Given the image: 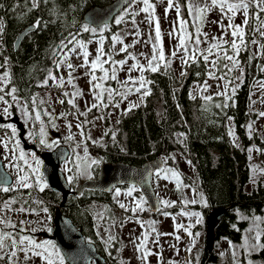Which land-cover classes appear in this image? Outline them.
Masks as SVG:
<instances>
[{
  "label": "rangeland",
  "instance_id": "1",
  "mask_svg": "<svg viewBox=\"0 0 264 264\" xmlns=\"http://www.w3.org/2000/svg\"><path fill=\"white\" fill-rule=\"evenodd\" d=\"M150 2L155 6L151 20L148 13L140 11L143 7L140 0L129 1L114 20L117 24L116 20L122 18V22L117 24V32L110 33V44L104 40L102 35L106 31L104 28L99 29L98 37L87 41L78 40L74 43L62 56L58 66V79H63V86H58L60 80L52 79L55 75H49L45 80L47 83L45 84L44 81L41 84L45 88L36 92L31 98L30 106L17 96L16 91L15 93L11 92V89L15 87L11 83L8 70L5 72L0 70V77L3 78V82H0V88L4 89L0 92V97H3L0 100V116L3 119H11L12 115H16L24 128L26 145L34 146L37 149V153L24 149V145L18 137L19 132L13 125L7 126L6 132H0L1 160L4 170L13 180L10 189L16 193V198H18L17 201L12 199L0 201V221L8 222L7 224L0 222V236L4 237L3 247L0 248V264H47V259H52L55 264H60L62 255L52 238L53 216L48 211H44L46 206L42 202L26 206L24 198L21 197L22 190H33L32 193H34L41 187L44 188L46 184L43 180V162L40 159V154L52 152L56 147L64 146L69 150V157L61 164L59 170L67 183L78 188L84 182L94 180L93 166L100 165L101 162L98 156L89 151V146L92 144L96 147L102 146L108 132L116 133L120 117L141 105L149 94L148 83L140 91H136L139 83L133 84L128 78L131 77L132 80L138 81L139 77L143 75L146 80L147 74L151 71L145 70L141 73L138 69H131V66L137 63L141 66H147L153 55L154 45L157 53L162 46L165 58H170L171 52L174 50L173 46L178 45L180 17L189 22L186 25L187 31L193 35L196 33V29L192 27L193 17L189 15L188 5L195 3L203 6L206 2L210 3V0H188L187 14L189 19H186L181 11L178 17L176 7L179 6L174 1L176 6L172 8L168 7V0H150ZM166 9H168L167 12ZM134 13L138 14L133 15ZM257 13L259 10L252 4L248 9V17L252 14L256 18ZM228 15L231 14H222L218 7L210 8L207 12L201 28V32L205 33L206 36H200L202 42L197 46V57H203L201 53L207 54L206 50L212 44L219 43L220 47L213 49L215 54L209 56V61L217 59V56L223 58L226 52L227 55L234 57L238 66H234L232 61L224 59V64L221 67L223 72L217 76L222 77V79L210 78L208 74V79L204 84L194 86L193 95L198 94L205 98L226 94L229 82L232 83L231 87L234 89L242 81L243 68L237 59L242 45L237 40L238 53L231 48L230 42L233 38L230 35L231 28L227 27L229 24ZM261 16L264 17V13H261ZM243 19V11H240L232 22L241 24ZM157 20L159 21L160 41L156 40L155 26ZM216 21H221L224 28L222 29L221 24L215 23ZM247 27L244 29V33H246ZM258 27L259 25L256 29ZM256 29L252 33L255 39V43L252 42V44L255 53L258 54L264 39V36L261 35L264 28L260 31ZM224 31L228 34L223 35ZM170 33H175V36L169 35ZM114 36L119 37L123 43H114ZM213 37L221 39L213 40ZM101 40L103 41V48L108 54L102 58L108 61L103 67L109 70L110 75L112 69L115 68L117 77L116 80L108 79L103 82L105 88L114 90L111 100H108L107 92L103 94L104 103L94 99L92 83L97 81L89 82L91 69L80 66L83 63L82 52L85 50L80 45L86 46V50L90 53L88 59L91 62L95 59ZM125 47L127 50L121 51ZM73 49L75 51H72ZM181 54L178 53L177 57L171 58L169 65L174 69L178 78L184 76L181 75V72H185L186 67L193 62L189 61L187 65H184L180 59ZM121 60L125 61L123 65L118 63ZM113 61L116 63L113 64ZM68 63H71L73 68H68ZM161 65L165 66L164 62H160ZM208 68L214 77L217 68H213L211 63H208ZM229 68H232V71L229 72ZM69 73H71V83L68 82ZM94 74L100 77L103 72L97 68ZM261 76L263 77L256 81L251 91L250 112L254 118L249 123L247 130L249 135L256 134L259 136L263 146L261 148L254 146L247 150L251 177L245 186L246 192H251L259 181L264 182V115H262L264 113V67L261 68ZM126 80L128 83L122 86ZM205 84L208 86L206 90ZM95 91L99 92L100 89H95ZM76 92L80 94L73 95ZM146 92L148 94H145ZM13 96L16 98L13 99ZM70 99L73 103H68ZM61 100L64 103H60ZM94 103L98 106L92 107ZM5 108L8 109V113L4 112ZM37 114L39 119H36ZM228 127L230 136L235 139L231 120L228 122ZM13 129L16 130L15 133H13ZM41 139H44L46 143L41 144ZM87 142L89 143L87 144ZM235 142L239 145L237 140ZM48 144H51V147H48ZM21 154H23V159H21ZM160 159L163 166L153 174L152 178L154 193L160 201L156 219H153V214L146 203L142 204L143 211L137 209L135 214L131 211L141 199L145 201L135 187L127 186L113 189L111 191L113 209L108 212L105 204H89L93 211V220L96 221V235L104 250L108 248L110 241L117 240L123 244L119 262L121 264H198L202 250L207 248V243L205 247L204 241L205 217L202 213L205 205L190 161L178 152H173L170 156H164ZM18 169H23V171H18ZM33 169H38V171L34 172ZM25 174L29 177L28 183L31 184V187L25 188L19 183V177ZM38 178L39 183H37ZM130 189L134 190L132 195L128 196L127 193ZM117 192L120 193L119 196L116 195ZM162 201L168 202L170 206H165ZM185 201H189V203L185 204ZM120 204H124L129 210L126 211L125 208H121ZM20 208H24L25 211H19ZM198 218L199 223L196 222ZM189 225H191L190 228ZM248 225V228L243 232L240 244H233L225 239L214 243L213 250L219 256L221 263L262 264L253 262L252 255L261 248L260 238L264 234V218L249 217ZM189 231L193 233L192 236L188 234ZM145 234L148 236L145 247L151 253L147 255L146 259L143 258L145 248L138 250V246L144 241ZM22 237L31 238L37 243L49 242L46 245L48 251L35 249L42 255H33L32 251H29L25 256L22 249L27 246V243L18 247H13L12 243L13 240L19 241ZM177 237L179 238L177 239ZM52 245H55L54 249L51 247ZM211 245L212 241L209 240L208 247L211 248ZM13 251L16 252L15 257L11 255ZM50 253L52 255H49ZM63 264H66L64 259Z\"/></svg>",
  "mask_w": 264,
  "mask_h": 264
},
{
  "label": "trees",
  "instance_id": "2",
  "mask_svg": "<svg viewBox=\"0 0 264 264\" xmlns=\"http://www.w3.org/2000/svg\"><path fill=\"white\" fill-rule=\"evenodd\" d=\"M113 1L38 0V6L33 7L34 0H0V70H8L17 96L23 102L30 106L31 98L45 88L41 84L49 75L60 80L58 66L61 58L74 43L99 36V30H84V13L91 7L105 6ZM173 1L189 19L188 0ZM257 14L264 20L260 12ZM259 22L252 14L249 15L244 44L237 55L243 68V78L236 88L233 89L229 82L226 94L213 95L210 99L193 95L194 86L202 85L208 79V63L202 56L186 67V75L181 78L176 76L171 66L161 65L158 71L147 74L149 94L144 102L120 117L116 133L108 132L102 146H89V151L98 156L101 163L142 166L173 152L188 158L203 197L205 221L214 210H224L221 221L213 230L214 242L225 239L240 244L243 232L249 226L248 218H264V182L259 181L251 192L245 191L251 177L247 150L263 146L259 136H251L247 130L254 118L250 112L251 91L256 81L263 77L264 39L258 54L252 44L255 40L252 33ZM37 23L39 27H33ZM30 26L33 31L27 33L15 48L18 34ZM117 28L115 22L104 28L106 31L102 35L108 44L111 42L110 33H116ZM223 64L224 59L220 57L214 77L223 72ZM229 120L232 121L235 139L230 136ZM98 168L97 164L93 166L95 178ZM32 191L22 190L24 204L31 206L42 202L53 216L62 201L61 195L51 191L47 185L43 190ZM16 197L13 190L3 192L0 188V201H17ZM91 203L105 204L107 212L112 210L111 192L84 189L78 194L72 193L61 212L87 242L96 246L107 264H121L123 244L117 240L110 241L104 250L96 235V221L89 207ZM260 242L261 248L252 255V260L264 264V234ZM198 264L223 263L214 250L210 254L204 248Z\"/></svg>",
  "mask_w": 264,
  "mask_h": 264
},
{
  "label": "water",
  "instance_id": "3",
  "mask_svg": "<svg viewBox=\"0 0 264 264\" xmlns=\"http://www.w3.org/2000/svg\"><path fill=\"white\" fill-rule=\"evenodd\" d=\"M128 0H114L105 6H94L89 8L82 17V24L90 28L101 29L113 22L115 17L121 12ZM33 27H27L21 31L15 41V48L20 41ZM14 119V121H13ZM11 120L17 126L19 137L23 140L24 128L17 116ZM2 119L0 118V123ZM19 125V127H18ZM24 149H34L27 147L23 140ZM69 157V150L60 146L52 152H43L40 159L43 162L42 175L48 188L61 195V203L55 209L53 215L52 238L61 253L66 264H107L104 258L98 253L93 243L87 242L81 232L74 226L72 221L66 217L61 209L67 201L68 196L78 194L86 189L101 193H110L116 187H136L143 196L153 219L159 209L160 201L156 197L153 187L152 178L156 171H159L163 164L160 158L144 163L142 166H133L125 163H106L102 162L98 169L96 179L84 182L79 186L76 192H72L64 175L59 170L61 164ZM12 177L4 170L0 156V187H11ZM224 214L223 209H217L211 212L206 220L205 247L207 237V252L212 253L214 247V228L219 224ZM212 232V233H211ZM209 240L212 241L211 248L208 247Z\"/></svg>",
  "mask_w": 264,
  "mask_h": 264
},
{
  "label": "snow or ice",
  "instance_id": "4",
  "mask_svg": "<svg viewBox=\"0 0 264 264\" xmlns=\"http://www.w3.org/2000/svg\"><path fill=\"white\" fill-rule=\"evenodd\" d=\"M140 2L143 4V7L140 9L141 12H145L148 13V17L151 20V18L154 15L155 12V6L153 3L150 2V0H140ZM254 4L255 7L259 10V12L264 13V0H210L209 2L204 3L203 6H200L198 4L195 3H190L188 5L189 8V15L193 17V21H192V27H194L196 29V33L195 35H193L192 33L187 31V27L186 25H188V21L183 19L182 17H180V28H179V33L180 35L178 36V45H174L173 46V51L171 52V57L166 59L165 58V53L163 50V47L161 46L158 53H157V49L155 47V45L153 46V55L151 56V58L149 59V62L147 64V66H141L139 65V63L134 64L131 66V69H138L141 73H143L145 70L151 71V72H156L158 71L159 67H160V62H164L165 66H169L171 63V58L177 57L178 53H182L180 55V59L182 61V63L184 65H187L189 63V61H193L195 62L197 60V51H198V45L202 42L200 39L201 35H205V33L201 32V28L203 27V24L205 22V17L207 15V12L210 10V8H219L222 14L227 15L228 13H230L231 15H228L227 18L229 20V24H228V28H231V37L233 38L231 40V48L236 51L238 53L239 50V46L237 43V40L239 41L240 45L244 44V29L248 26V22H249V17H248V9L249 7ZM38 6V0H34L33 3V7H37ZM176 5H174L173 0H168V7L172 8L175 7ZM0 7H2V5H0ZM168 9H166L167 12ZM177 10V14L178 17L180 15V9L179 7H176ZM240 11H243V15H244V19L242 21L241 24H234L232 21L234 20L236 14ZM138 13H134L133 15H136ZM256 19L260 21L259 27L256 29L257 31H260L262 28H264V20H261L259 14H257ZM122 22V18L116 20V23L119 24ZM135 22V21H133ZM215 23L217 24H221V21H216ZM33 27H39V23H37L36 25H34ZM222 29L224 28V26L221 24ZM84 30L85 31H92L95 32L97 29L95 28H90L89 26L85 25L84 26ZM155 32H156V40L160 41L161 37H160V28H159V21H156V26H155ZM228 33L226 31L223 32V35H227ZM169 35H173L175 36V33H170ZM261 35L264 36V32H261ZM221 38L219 37H213V40H219ZM113 41L114 43H123V41H121L119 39V37L114 36L113 37ZM253 43H255V41H253ZM80 47L82 49H85L82 52V56H83V63L80 65L81 67H89L91 69V80L89 81L90 83L97 81L96 83H92V87L94 90V99L100 101L101 103H104V93L107 92L108 93V100L112 99V93H113V89L110 88H105L103 86V82L108 80V79H112V80H116V70L115 68L112 69L111 71V75L109 74V70L105 69L103 67V65L105 63H108L107 60H103L102 58L106 55H108L104 48H103V41H100V47L97 49L96 52V56L95 59L92 60L91 62L89 61L88 57L90 55V53L86 50V46L81 44ZM220 44L216 43V44H212L207 50V54H203V60L205 63H211L212 67L215 68L217 67V60L220 59L219 56H217V59L215 60H211L209 61V56L210 55H214L215 53L213 52V49L219 48ZM264 47V46H262ZM126 47L122 48L121 51H126ZM72 51H75V49H73ZM134 59V57H133ZM223 59L232 61L234 66H238L237 62L235 61L233 56H229L227 55V53L225 52ZM116 62L113 61V64H115ZM119 64L123 65L125 63V61L121 60L118 62ZM68 68H73V65L71 63H68L67 65ZM225 67H227V65H225ZM99 68L101 72H103V75L100 77H97L94 73L95 70ZM229 72L232 71V68L228 69ZM181 75H186L185 72H181ZM209 77L210 78H216V79H222V77H213V74L211 71H209ZM69 83H71V73H69ZM52 79H56L55 77H52ZM128 80H131V82L133 84L139 83V87L136 88V91H140L141 88L144 87V85L146 83H148L143 75H141L137 80H132L131 77L128 78ZM128 80L124 81L122 83V86H125L128 83ZM0 82H3V78L0 77ZM45 84L47 83L46 81L44 82ZM58 86H63V79L61 78L59 81ZM207 84H205V90L207 89ZM95 89H100L99 92H96ZM4 91L3 88H0V92ZM16 89L13 88L11 89L12 93H15ZM129 91H131V89H129ZM79 92L74 93L73 95H79ZM145 94H148L147 92ZM65 95H68L67 93H65ZM16 97L13 96V99H15ZM211 97H205V99H210ZM3 97H0V100H2ZM6 103V101H5ZM60 103H64L63 100L60 101ZM68 103H73V101L70 99L68 101ZM75 106V105H73ZM97 104H93L92 107H97ZM118 106V105H117ZM91 110V108L89 109V111ZM5 113H8V109L5 108L4 109ZM262 115H264V113H262ZM39 115L37 114L36 119H39ZM15 129H13V133H15ZM41 132H43V129H41ZM41 144H45L46 141L44 139L40 140ZM48 147H51V144L47 145ZM21 159H23V154H21ZM25 163H27V161H25ZM18 171H23V169H18ZM33 171H38V169H33ZM29 177L27 174L20 176L19 177V183L22 187H31V184L28 183ZM40 180L39 178L37 179V183H39ZM46 186V185H44ZM179 186V185H178ZM10 189L8 187L3 188V191L7 192ZM41 190H43V187H41ZM134 189H130L127 193L128 196L132 195V191ZM117 196L120 195L119 192L116 193ZM194 202V201H192ZM146 203L145 201H143L141 199V201L137 202L135 207H133L131 209V211L133 212V214H135V212L137 211V209L143 211V207L142 204ZM162 203L165 204V206H170L168 202L166 201H162ZM189 203V201H185V204ZM121 208H125V210H129L124 204H120ZM19 211L23 212L25 211L24 208H20ZM45 212H47V209H44ZM2 223L7 224V221H0ZM197 223H199V218L196 221ZM141 226L143 227V224L141 223ZM189 228L191 227V225L188 226ZM50 230V229H49ZM154 230V229H153ZM188 230V229H186ZM188 234L190 236L193 235V233L191 231L188 232ZM198 235V234H196ZM179 237H177L178 239ZM3 239L4 237L0 236V248L3 247ZM148 239L147 234H145L144 236V241L138 246V250L140 248H145V252H144V256L143 258L146 259L147 255H150L151 253L146 250L145 247V243ZM257 239H259V236H257ZM13 247H18L19 245H25V243H27V246L25 248H23L22 250L25 252V256H27V253L29 251H32L33 255H42L41 252H37L35 251V249H43L45 252L48 251V248L46 247V245H48L49 242L44 241L42 243H37L35 240L28 238V237H22L19 241L13 240ZM53 249L55 248V245L51 246ZM11 255L13 257L16 256V252L13 251L11 253ZM49 255H52L51 253ZM47 259V258H46ZM47 264H55V262L52 259H47ZM60 264H63V257H60Z\"/></svg>",
  "mask_w": 264,
  "mask_h": 264
},
{
  "label": "flooded vegetation",
  "instance_id": "5",
  "mask_svg": "<svg viewBox=\"0 0 264 264\" xmlns=\"http://www.w3.org/2000/svg\"><path fill=\"white\" fill-rule=\"evenodd\" d=\"M12 115V114H11ZM15 115H12V118L11 119H3V117H1L0 116V118L2 119V121H1V123H0V132L1 133H4V132H6L8 129H7V126H10V125H13L16 129H17V126L15 125V124H13L12 123V119H13V117H14ZM17 131H18V129H17ZM19 132V131H18ZM18 137H19V133H18ZM19 140L22 142V144H23V140L25 141L26 139H25V135L23 136V140L19 137ZM26 142V141H25ZM24 145V144H23ZM28 146V145H27ZM29 147H31V146H29ZM32 147H34V146H32ZM57 148V147H56ZM55 148V149H56ZM54 149V150H55ZM28 150H31V151H34V153H37V149L34 147V149H28ZM0 188H5V187H0ZM78 188H74L73 190L74 191H76Z\"/></svg>",
  "mask_w": 264,
  "mask_h": 264
},
{
  "label": "bare ground",
  "instance_id": "6",
  "mask_svg": "<svg viewBox=\"0 0 264 264\" xmlns=\"http://www.w3.org/2000/svg\"><path fill=\"white\" fill-rule=\"evenodd\" d=\"M13 121H14V119H13ZM18 127H19V125H18ZM207 237H208V234H207V236H206V243H207Z\"/></svg>",
  "mask_w": 264,
  "mask_h": 264
}]
</instances>
